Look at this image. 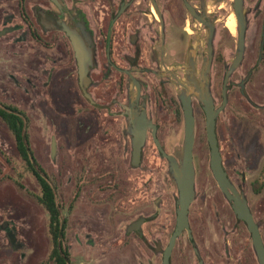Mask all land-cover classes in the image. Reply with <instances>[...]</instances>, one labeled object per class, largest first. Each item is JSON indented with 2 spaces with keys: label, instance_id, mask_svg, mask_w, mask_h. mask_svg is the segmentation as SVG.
I'll return each instance as SVG.
<instances>
[{
  "label": "flooded vegetation",
  "instance_id": "flooded-vegetation-1",
  "mask_svg": "<svg viewBox=\"0 0 264 264\" xmlns=\"http://www.w3.org/2000/svg\"><path fill=\"white\" fill-rule=\"evenodd\" d=\"M57 1L59 7L48 0L54 10L50 8L49 4L47 7L34 6L33 23L27 18L25 20L29 32H31L32 41L45 42L48 38L49 42L61 51L60 57L67 54L65 41L69 43L72 50L77 67V89L80 100L74 107H70L69 114L73 116L76 114L75 118L78 117L79 120L76 123V135L80 141L76 147L78 152L82 153L79 162L81 179H76L74 182L75 196L79 201L86 202L88 199H93L101 184L102 192H107L108 195L110 191L115 192L119 200L130 194V189L133 192L138 190L141 194L140 197H144L146 194L145 171L143 170L146 159L145 150L156 152L157 156L166 162L169 177L175 185L179 197L178 188L170 172L169 161L161 155L160 151L173 157L179 164L178 153L180 147L182 149L184 140L182 98H188L195 121V144L196 129L202 121L205 144L209 152L205 115L196 96L204 79L208 81L215 110L221 109L215 119V133L221 164L229 182L240 193L224 167L227 144L228 142L233 143L227 135L228 125L226 122L227 109L233 102L236 115H240L244 110L243 101L252 109L250 119L253 128V148L256 160L261 162L260 174L264 175V0H248L251 2L253 10L247 13L244 9L247 22L244 55L227 83V71L235 59L237 48V46L233 48V38L237 33V26L233 18V0ZM249 15L258 19V27L255 30V35L251 37L252 42L249 46L251 55L245 58ZM231 21L234 26L233 30L230 27ZM34 22L38 27H42L44 34H49L46 35L45 40L38 35ZM62 24L75 30L85 39L87 46L91 49L92 66L88 73L90 84L85 89L90 100L85 97L80 85L75 53L70 40L61 28ZM50 33H60L61 36L57 35L58 38H52ZM228 52L234 55L230 63L227 59ZM241 68L242 72L237 73ZM236 74H238V79H235ZM225 89L226 102L223 106ZM82 100L91 107L90 112H85ZM0 108L23 120L31 166L26 165L21 158L12 132L0 118L11 133L16 150L27 171L34 177L38 185L39 195L36 198L38 201V198L42 197L39 179L45 180L52 189L53 187L49 176L36 160L31 148L28 132L29 118L16 105L0 102ZM64 115V118L67 119L68 113L65 112ZM83 115H90V120L88 121L85 117L80 118ZM236 115L234 119L237 124ZM134 120H144L146 126L145 142L136 167L132 166L131 133L134 129ZM245 131L243 134H246ZM243 142L242 140L241 145ZM121 152L128 157V166L140 172L138 179H123L125 177L119 172H116V176L114 173V176L109 179H96L99 176L111 174V170L118 162L116 158H120ZM85 163L92 164V169H85ZM99 168L102 169L99 170ZM212 180L218 187L221 198L216 195L218 192L215 191L213 205L209 203V213L224 211L227 202L231 212L229 215L234 220L229 223L231 230L238 228L241 231L240 228L243 227L250 237V244L242 241H236L235 244L233 240L229 246L231 249H235L232 252H236L238 255L232 256L229 249L227 251L225 243L220 240L221 233L215 235L217 237L215 241L212 238L209 240L211 236L208 235L206 242L208 244L204 248L206 258L203 261L190 225L191 204L188 221L192 238L189 239L187 231H183L176 240L175 246L179 238L186 234L198 264L200 261L203 264H259L246 224L237 219L231 202L227 201L215 179ZM65 185L68 186V182ZM254 186L256 189H262L264 183L255 182ZM197 187L195 176L194 201H196ZM211 188L213 189V187ZM246 201L255 223L258 225L264 245L260 224L254 218L247 199ZM154 205L155 213L149 217L141 216L133 221L144 219L138 232L127 233L126 229L127 235L135 234L140 239L144 238L143 227L156 220L160 215V201H155ZM59 212L61 211L59 210ZM206 231L208 233L210 229L207 227ZM238 245L241 246L239 250L236 249ZM175 246L170 257V264H172ZM158 247H160V251H157ZM165 248H162L161 243L157 242L154 251L162 256L161 251ZM227 253L230 256H227Z\"/></svg>",
  "mask_w": 264,
  "mask_h": 264
},
{
  "label": "rangeland",
  "instance_id": "rangeland-1",
  "mask_svg": "<svg viewBox=\"0 0 264 264\" xmlns=\"http://www.w3.org/2000/svg\"><path fill=\"white\" fill-rule=\"evenodd\" d=\"M48 4V0H0V102L16 105L29 118L31 148L54 189L61 211L60 219L65 225L63 245L69 253L70 264H162V256L154 249L157 242L165 248L173 232L178 196L167 164L156 152H144V197H140L138 190L133 192L130 189V194L119 200L115 192L110 191L109 195L102 192V184L93 199L85 202L75 196L74 182L81 179L79 162L82 153L76 147L80 141L76 135L79 120L75 118L76 114L69 113L70 107L80 100L77 67L67 41V54L60 57L61 51L46 38L49 34H44L42 27L35 22L38 35L47 40L32 41L25 20L27 18L33 23V7H47ZM50 8L54 10L51 5ZM244 9L247 13L252 11L251 2L246 0ZM257 27L258 19L249 15L245 58L251 55L249 46ZM50 35L58 38L60 33ZM233 41L234 48L237 46V33ZM233 57L228 52V63ZM238 72L241 73L242 68ZM237 77L238 74L235 79ZM82 105L85 112L91 111L83 100ZM243 106L240 115H236L234 102L226 112L227 135L233 143L227 144L224 167L231 181L248 200L264 239V187H254L255 182L264 183V175L260 174L261 162L256 160L253 148L252 109L245 101ZM65 112L68 113L67 119L64 118ZM82 117L90 120V115ZM178 155H181V147ZM120 158H116L117 165L110 175L96 179H109L114 173L116 176V172L124 176L123 179H138L140 172L128 166V157L121 152ZM194 158L198 187L196 201L190 208V225L201 259L204 261L206 258L204 248L208 244V235L211 236L209 240L215 241V235L220 233V240L225 243L227 251L229 249L232 256H236L238 254L232 252L235 249H231L229 244L233 240L235 244L236 241L250 244V237L243 227L240 228L242 232L238 228L231 230L229 223L232 217L227 202L224 211H208L218 187L212 180L202 121L196 129ZM85 169H92V164L85 163ZM38 195L34 177L27 171L11 133L0 120V264L47 262L52 249L49 216L38 204ZM216 195L221 198L219 192ZM157 200L160 201V215L143 227L144 238L127 235L126 229L133 221L155 213L154 202ZM207 227L210 229L208 233ZM226 255L230 256L229 253ZM172 264H198L186 234L175 246Z\"/></svg>",
  "mask_w": 264,
  "mask_h": 264
},
{
  "label": "water",
  "instance_id": "water-1",
  "mask_svg": "<svg viewBox=\"0 0 264 264\" xmlns=\"http://www.w3.org/2000/svg\"><path fill=\"white\" fill-rule=\"evenodd\" d=\"M57 7H59L57 0H51ZM233 14L236 20L237 28V48L235 59L227 71L226 83L230 75L237 69L242 61L245 49V31L247 22L244 13V0H233ZM61 28L66 34L75 53V58L78 66V76L80 85L84 91V95L90 100V96L85 89L90 84L88 73L92 66L91 49L87 46L85 39L82 38L75 30L62 24ZM89 40V39H88ZM196 96L201 103L202 110L205 115V128L207 142L209 145V167L213 178L217 182L221 192L225 195L227 201L231 202V207L238 220L246 224L247 230L250 233L252 245L256 252L258 263L264 264V245L258 225L255 223L253 216L249 210L247 201L243 194H240L236 188L229 182L222 164L217 147V139L215 133V119L221 109L215 110L213 99L210 95L209 84L207 79L202 81L200 90ZM226 102V89L224 91V104ZM182 109L184 117V140L179 156V164L176 160L160 151L161 155L169 161L170 172L176 183L179 191L176 210V226L170 237L168 246L161 251L162 264H170V257L175 246L176 240L183 231H187L189 239L192 238L189 227L188 214L189 208L195 199L194 182H195V168L193 163V149L195 144V121L192 113V106L190 99L182 98ZM145 121L134 120V129L132 135V166L136 167L140 161L141 149L145 142ZM54 149V143H53ZM144 219L131 223L127 227V233L138 232ZM160 251V247L157 248ZM197 253V251L195 250ZM199 264H203L202 261Z\"/></svg>",
  "mask_w": 264,
  "mask_h": 264
},
{
  "label": "trees",
  "instance_id": "trees-1",
  "mask_svg": "<svg viewBox=\"0 0 264 264\" xmlns=\"http://www.w3.org/2000/svg\"><path fill=\"white\" fill-rule=\"evenodd\" d=\"M0 118L12 132L21 158L26 165L31 166L29 163L30 153L27 147V135L23 120L20 117L7 113L2 108H0ZM39 181L42 188V197L38 198V203L49 216L48 229L52 242L51 252L47 262L44 264H70L69 253L63 245L65 225L60 219V212L53 189L45 180L39 179ZM254 187L256 189V186Z\"/></svg>",
  "mask_w": 264,
  "mask_h": 264
},
{
  "label": "bare ground",
  "instance_id": "bare-ground-1",
  "mask_svg": "<svg viewBox=\"0 0 264 264\" xmlns=\"http://www.w3.org/2000/svg\"><path fill=\"white\" fill-rule=\"evenodd\" d=\"M232 15H233V14H232ZM233 18H234V21H235V24H236V20H235L234 15H233ZM230 27H231L232 30L234 29V26H233V24H232V21H231V23H230Z\"/></svg>",
  "mask_w": 264,
  "mask_h": 264
}]
</instances>
